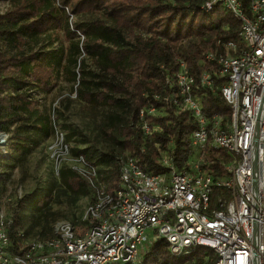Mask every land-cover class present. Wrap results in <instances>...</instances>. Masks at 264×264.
Returning <instances> with one entry per match:
<instances>
[{"label": "trees", "instance_id": "16d2710c", "mask_svg": "<svg viewBox=\"0 0 264 264\" xmlns=\"http://www.w3.org/2000/svg\"><path fill=\"white\" fill-rule=\"evenodd\" d=\"M57 1L59 6L56 0H10V6L0 14V132L9 136L7 155L0 158V166L15 168L16 160L23 161L40 138L54 134V125L41 110L37 93L49 92L63 71L73 82L78 81L77 94L82 100L110 108L101 132L116 147L99 155L89 148L70 150L95 171L97 180L109 186V192L118 186L121 162L129 155L136 157L145 171L160 174L169 170L159 163V151L167 150L177 171L189 170L191 135L198 127L188 114L175 115L173 106L165 102L169 95L166 79L184 61L199 85L205 71L217 70L215 63L202 64L206 53L231 52L225 47L228 43L238 50L245 47L241 22L220 6L206 11L200 0ZM242 1L248 12L250 0ZM87 13L95 18L75 24L76 31L72 30L70 14ZM58 29L70 42L68 55L55 46ZM77 33L85 36L82 47L75 42ZM81 52L94 61L97 73L86 71L84 60L78 61ZM213 79L216 88L227 81ZM216 88H201V93H206L204 111L220 113L229 120L231 107ZM152 107L158 116L147 119L146 112L141 117L142 109ZM146 122L163 130L146 135ZM65 141L68 145L69 139ZM208 153L207 160L213 163L204 165L205 169L226 175L227 153L217 149ZM58 176L62 187L72 194L94 193L89 175L82 176L78 169L63 167ZM52 194V188H41L16 201L10 224L14 242L22 226V211L42 210ZM216 261L217 254L202 246L174 256L168 242L158 239L148 246L140 264Z\"/></svg>", "mask_w": 264, "mask_h": 264}, {"label": "built area", "instance_id": "2783aa9c", "mask_svg": "<svg viewBox=\"0 0 264 264\" xmlns=\"http://www.w3.org/2000/svg\"><path fill=\"white\" fill-rule=\"evenodd\" d=\"M200 1L206 11L220 6L241 22L245 47L228 43L231 52L206 53L202 64L215 63L217 70L205 71L199 85L184 61L166 79L165 102L198 127L191 135L190 169L177 171L167 150L159 151V163L169 170L160 174L129 155L109 192L84 164L79 172L94 188L88 223L58 220L45 238H28L19 229L14 242L12 219L0 201V264H140L141 250L158 239L174 256L202 246L217 254L215 264H264V0H250L248 12L242 0ZM213 77L227 81L216 88ZM201 88L219 89L231 107L229 120L205 113ZM146 112L147 119L159 113L142 109L141 117ZM143 129L146 135L163 130L147 122ZM8 139L0 132V158L7 155ZM213 149L228 155L224 176L204 167L213 163L207 160Z\"/></svg>", "mask_w": 264, "mask_h": 264}, {"label": "rangeland", "instance_id": "374dc122", "mask_svg": "<svg viewBox=\"0 0 264 264\" xmlns=\"http://www.w3.org/2000/svg\"><path fill=\"white\" fill-rule=\"evenodd\" d=\"M9 1L0 0V14L10 6ZM94 18L95 16L90 13L70 14V28L76 31L75 24ZM56 31L58 38L55 46L64 49L65 54L68 55L70 42L65 39L62 30ZM77 36L75 42L79 41L82 47L85 36L81 33H77ZM81 60L85 62L86 71L91 74L98 72L96 64L85 52L78 55V61ZM74 70L78 71L77 67ZM77 87L78 81L73 82L63 71H60L54 87L49 92L37 93L41 110L50 117L54 125V134L48 138H40L23 161L16 160L15 168L0 166V201L10 218L17 200L28 198L38 189L52 188L51 199L42 210L25 209L21 213V230L28 238L49 237L52 226L61 219L82 225L88 223L84 219L93 194L75 195L67 191L61 185L59 170L63 167L78 170L84 168L81 159L72 155L70 151L72 148H89L99 155L116 147L114 143L107 141L101 132L110 108L106 105H91L82 100L77 94ZM161 116L166 114L162 113ZM66 138L69 139L68 145ZM147 250L148 247L141 250L140 259Z\"/></svg>", "mask_w": 264, "mask_h": 264}]
</instances>
